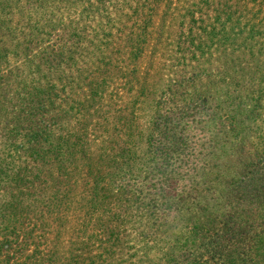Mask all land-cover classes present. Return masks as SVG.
Wrapping results in <instances>:
<instances>
[{
	"label": "trees",
	"instance_id": "trees-1",
	"mask_svg": "<svg viewBox=\"0 0 264 264\" xmlns=\"http://www.w3.org/2000/svg\"><path fill=\"white\" fill-rule=\"evenodd\" d=\"M102 1L0 0V17L16 15L27 27L25 32L0 27V70L8 67L12 50L5 44L13 42L14 30L22 37L11 53H25L18 60L24 61L18 70L29 78L15 94L2 88L5 79L0 81V264L13 260L15 264H44L42 258H26L21 263L19 250L11 255L12 241L19 238L24 221L41 220L63 228L66 221L61 218L73 206L88 214L98 192L107 190L115 191L123 218L112 216L96 223L101 239L94 245L100 256L74 257L69 264H215L226 253L234 263V256H244L238 252L243 251L241 242L245 241L246 264H264L262 80L212 83L214 92L194 86L189 94L165 96L143 127L133 118L119 117V128L103 129L98 135L94 130L92 139L86 140L90 146L63 125L52 123L55 117L41 119L43 113L57 109L51 102L43 104L36 78L40 74L49 81L50 76L41 72L42 64L36 61L43 59L58 71L61 66L50 53L42 55L32 47L42 32L34 23L46 21L52 29L66 32L70 27L64 28L65 24L80 8ZM155 12L157 8L144 10L151 16ZM58 47L70 48L67 44ZM75 56L63 60H76L72 65L76 66L80 57ZM219 89L222 95L213 94ZM33 144H44L47 153L53 154L49 170L58 171L63 179L73 181L79 161L81 173L92 178L89 194L93 199L77 203L61 186L52 190L51 184L40 185L37 178L43 172L26 168L23 158L28 156L26 145ZM90 232L86 226L87 242ZM126 232L134 234L136 247L125 248ZM30 234L24 231L26 237Z\"/></svg>",
	"mask_w": 264,
	"mask_h": 264
},
{
	"label": "rangeland",
	"instance_id": "rangeland-1",
	"mask_svg": "<svg viewBox=\"0 0 264 264\" xmlns=\"http://www.w3.org/2000/svg\"><path fill=\"white\" fill-rule=\"evenodd\" d=\"M147 8H157V12L148 15L144 13ZM35 23L42 32L32 47L42 55L50 53L61 66L58 71L51 65L50 69L43 59L36 61L42 64L41 72L50 76L49 81L40 74L36 78L43 104L51 102L57 109L43 113L41 119L55 117L52 123L63 125L87 146L90 143L86 140L92 139L94 130L98 135L103 129L119 128V117L133 118L135 124L143 127L147 116L157 110L160 99L165 96L189 94L194 86L212 88L214 92L212 83H242L253 79L264 82V0H163L161 3L103 0L80 8L65 24L64 28L70 27L66 32L59 30L60 27L52 29L46 21ZM3 25L4 29L27 30L16 15L1 16L0 27ZM21 37L12 30L13 42L9 40L10 43L5 44L7 50L15 52L13 44ZM65 44L70 48L58 47ZM11 52L8 67L0 70V81L5 79L2 88L15 94L29 78L25 71L18 70L24 64L18 60L25 53ZM76 54L80 57L76 66H72L76 60H63ZM180 83L183 84L181 89L177 87ZM261 88L264 89V84ZM223 93L219 89L213 94ZM26 152L25 167L43 172L41 178H37L40 185L51 184L52 190L61 186L77 203L93 199L89 194L92 178L81 173L83 168L79 161L75 162L73 181H69L59 177L58 171L49 170L53 168L54 156L47 153L44 144L26 145ZM40 191L38 187V197ZM116 196L112 190L98 192L95 206L88 214L75 211L73 206L66 217L61 218L66 221L63 228L56 224L44 225L41 220L24 221L19 238L12 241L11 255L19 250L21 263L26 258H42L44 264H69L74 257L100 256L94 245L101 239L96 223L107 222L112 216L123 218ZM86 226L92 236L88 242ZM24 231L31 234L26 237ZM125 234L129 237L125 248L136 247L134 234ZM241 244L244 249L238 253L244 256H234L232 263L226 253L217 258L215 264H246V241ZM234 249L239 250L238 246ZM132 254L131 251L129 255Z\"/></svg>",
	"mask_w": 264,
	"mask_h": 264
}]
</instances>
